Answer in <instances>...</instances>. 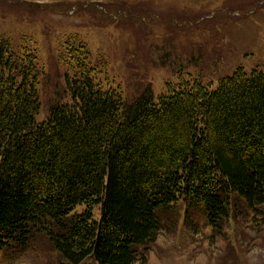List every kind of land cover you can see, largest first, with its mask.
I'll return each mask as SVG.
<instances>
[{"label":"trees","instance_id":"16d2710c","mask_svg":"<svg viewBox=\"0 0 264 264\" xmlns=\"http://www.w3.org/2000/svg\"><path fill=\"white\" fill-rule=\"evenodd\" d=\"M89 54L73 45L70 100L39 122L37 56L0 37L1 252L45 240L57 264L145 263L172 209L222 235L264 206V70L237 68L215 88L181 77L127 100L97 80Z\"/></svg>","mask_w":264,"mask_h":264},{"label":"rangeland","instance_id":"374dc122","mask_svg":"<svg viewBox=\"0 0 264 264\" xmlns=\"http://www.w3.org/2000/svg\"><path fill=\"white\" fill-rule=\"evenodd\" d=\"M0 37L12 51L37 56L41 122L53 104L70 100L73 45L90 53L97 80L121 88L127 100L147 87L158 98L181 77L215 88L237 68L264 70V0H0ZM172 210L161 215L145 264H264V206L242 210L222 235L199 213ZM31 251L21 260L0 251V264L59 263L45 240Z\"/></svg>","mask_w":264,"mask_h":264}]
</instances>
